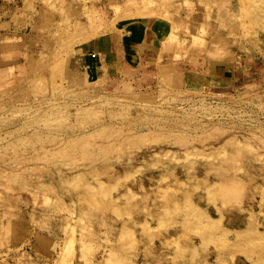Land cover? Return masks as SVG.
<instances>
[{
    "label": "rangeland",
    "instance_id": "1",
    "mask_svg": "<svg viewBox=\"0 0 264 264\" xmlns=\"http://www.w3.org/2000/svg\"><path fill=\"white\" fill-rule=\"evenodd\" d=\"M0 264H264V0H0Z\"/></svg>",
    "mask_w": 264,
    "mask_h": 264
},
{
    "label": "crops",
    "instance_id": "2",
    "mask_svg": "<svg viewBox=\"0 0 264 264\" xmlns=\"http://www.w3.org/2000/svg\"><path fill=\"white\" fill-rule=\"evenodd\" d=\"M154 25V21H148L145 23L134 22L133 24H128L124 26L126 28V31L121 30L119 33L107 35L105 37H102L101 39H98L95 43H93L92 46H89L91 50L88 51H90L89 53L93 55L92 59L94 55H96L98 58L100 57L99 63L104 62L105 64H117V67H120L121 69L125 65L130 64L134 60H136V58L140 54L146 53L147 60H150L151 58L155 57L153 55L156 54L155 51L159 46L160 39H163L165 34L164 26L159 24V28H162L164 33L158 34L157 30L155 32L152 30ZM112 36H117L118 42L113 44L112 46L109 45V48H107L109 40H111ZM149 42H157L158 46L156 47L154 52L149 51ZM99 43L100 45H98ZM101 44H103L102 47ZM132 44L133 48L131 47ZM117 55H119V57H117ZM101 56L103 59L101 58ZM92 59L91 63L93 64Z\"/></svg>",
    "mask_w": 264,
    "mask_h": 264
}]
</instances>
